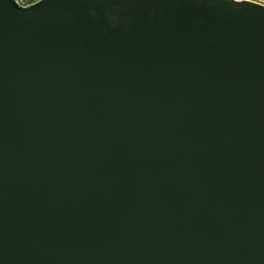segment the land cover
Instances as JSON below:
<instances>
[{
    "label": "water",
    "instance_id": "obj_1",
    "mask_svg": "<svg viewBox=\"0 0 264 264\" xmlns=\"http://www.w3.org/2000/svg\"><path fill=\"white\" fill-rule=\"evenodd\" d=\"M0 264H264V6L0 0Z\"/></svg>",
    "mask_w": 264,
    "mask_h": 264
},
{
    "label": "built area",
    "instance_id": "obj_2",
    "mask_svg": "<svg viewBox=\"0 0 264 264\" xmlns=\"http://www.w3.org/2000/svg\"><path fill=\"white\" fill-rule=\"evenodd\" d=\"M19 4H21L22 6H30L32 4L37 3L40 0H17ZM236 1H243V0H236ZM244 1H248V2H252L261 6H264V0H244Z\"/></svg>",
    "mask_w": 264,
    "mask_h": 264
}]
</instances>
